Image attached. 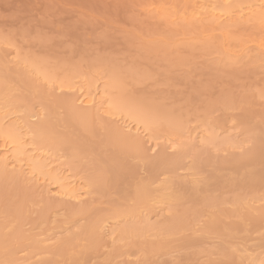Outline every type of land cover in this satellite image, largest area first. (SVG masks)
I'll return each instance as SVG.
<instances>
[{
  "label": "rangeland",
  "instance_id": "374dc122",
  "mask_svg": "<svg viewBox=\"0 0 264 264\" xmlns=\"http://www.w3.org/2000/svg\"><path fill=\"white\" fill-rule=\"evenodd\" d=\"M216 1L0 0V124L28 126L27 144L55 161L40 176L0 167V264H264V0ZM34 61L76 86L47 83ZM114 77L185 126L141 134L143 153L117 140L137 133L101 94ZM84 90L108 114L82 104ZM208 126L227 143L200 142ZM16 147L0 135V162ZM165 154L173 166L155 169ZM70 188L81 197L64 198Z\"/></svg>",
  "mask_w": 264,
  "mask_h": 264
},
{
  "label": "bare ground",
  "instance_id": "6f19581e",
  "mask_svg": "<svg viewBox=\"0 0 264 264\" xmlns=\"http://www.w3.org/2000/svg\"><path fill=\"white\" fill-rule=\"evenodd\" d=\"M216 1V0H215ZM216 2H219L218 4H220V3H222V2H224V0H218V1H216ZM212 3L213 2H210V4L212 5ZM215 3V2H214ZM214 5V4H213ZM202 6H204V4H202L201 3V7ZM207 6H209L208 4H207ZM205 7H206V5H205ZM205 7H203V8H205ZM209 8V7H208ZM214 8V7H213ZM252 10V9H251ZM200 12H201V10H200ZM210 13H212V11H210L209 12V14ZM226 15V14H225ZM39 61H41V60H39ZM39 61H34L33 62V65L35 66V68H36V70H37V72L38 73H40L41 74V76H42V78L44 79V80H46V82L47 83H53V82H58L59 83V85H58V87H60V86H63V87H65V86H69V85H71V86H69V87H75L76 85H75V83L74 82H72L68 77H65V78H62V79H58L57 78V75L55 74V70H52V69H50L48 66H46L47 64H45V63H43V62H39ZM69 77H71V76H69ZM77 77H78V75H77ZM71 78H73V76L71 77ZM58 80V81H57ZM29 83V82H28ZM57 83V84H58ZM120 86H121V84H119V82H118V80H117V78H112V80H110V82L109 83H107L106 85H104V87L102 88V91H101V94L104 96V97H106V102L105 103H107V105H108V107H109V109H111L112 111H115V113L116 114H118V115H122L123 117H127L128 119H130L132 122H131V124H133L134 123V126H135V131H136V135H135V138H133L132 136H128V135H126V134H124L123 132H121V130H117V129H115L116 131L114 132V134L113 135H115V133H116V136H117V140H121L122 142H128L129 144L131 143H135V147H139V150H141V141L143 140V138H144V136H142L143 138L141 139V134L143 135H146V132L148 131V130H151L152 128H154V127H158L161 123H164V122H169V123H171V125H177L178 127H179V129L180 128H183L185 125V123H182L181 121H183L182 119H181V121L178 119V118H175V116L173 117V116H171V114H169V113H165V111H163V110H161V109H158V108H156V107H154V106H151V104L149 105V103L147 104V101H143V100H137L136 98L135 99H133L132 97L131 98H128L125 94H124V92H122L121 91V88H120ZM84 89V88H83ZM77 90L78 91H81V88H77ZM124 90V89H123ZM89 92V91H88ZM87 93V92H86ZM85 93V90L82 92V94H81V97H80V99L82 98V100H81V103L82 104H85L86 106L88 105L89 107H96L97 108V111L98 112H102L103 114L105 113V114H108L107 112L108 111H105V109L103 108L104 106H105V103H104V101L101 99V98H98V99H96V98H94L92 95H90V96H88L87 97V94ZM90 93V92H89ZM92 94V93H91ZM65 101V100H64ZM95 108V109H96ZM75 109V108H74ZM74 111H76V114H77V118H79V117H81L80 119H82L83 118V116H86L87 115V113H85V112H82V111H80V110H74ZM0 114H2L1 112H0ZM75 114V115H76ZM2 116L0 115V118H1ZM3 118V117H2ZM1 118V119H2ZM33 118V117H32ZM31 118V119H32ZM1 119H0V121H1ZM1 123V122H0ZM20 124V127L19 128H14V127H10V128H3L2 126H1V124H0V135H2L5 139H7L8 140V144H16L17 145V147L14 149L15 151H14V153H13V155H12V158H10V157H5L1 162H0V167H5V166H7V164H8V161H11L12 163H15V165L17 166V167H20V168H22V167H26L28 170H29V172H30V174H35V176H40V174H42L43 173V170H44V168H46V167H48V166H50V165H52V164H54L55 163V161H50V156L48 155V153L47 152H45V151H43V150H41V149H39V148H37V147H35L34 145H30L29 143V146H30V153H32L33 155H29V156H27V157H25V158H22V159H19V158H17V156L19 157L20 155H22V154H24V152H23V150H24V148H25V146L26 145H28L27 144V140L26 139H28V129H27V127L28 126H26L25 124H22V123H19ZM168 124V123H167ZM129 125V124H128ZM170 125V124H169ZM45 126H39L38 127V129L36 130V132H37V137H38V139L40 140V142L41 143H47L48 142V139L49 138H47V137H45L46 135L44 134L45 132H46V130H45V128H44ZM125 127V126H124ZM123 127V128H124ZM128 127V126H127ZM172 127V126H171ZM175 127V126H174ZM132 128V127H131ZM214 128L212 127H207V130H206V133L203 135V136H201V140H200V142H202L204 145H213V146H219V145H221V144H223V142H224V144L225 143H227V140H226V142L225 141H221L220 140V136L218 135V134H216L217 132H216V129H214ZM22 131H23V133H22ZM195 132V131H194ZM216 132V133H215ZM195 134V133H194ZM194 134H192L193 135V139H195L194 137L197 135V134H195V136H194ZM45 135V136H44ZM191 135V134H190ZM110 136V135H109ZM27 137V138H26ZM146 137V136H145ZM149 137V136H148ZM147 137V138H148ZM109 138V137H108ZM114 138H115V136H114ZM120 138V139H119ZM190 138H191V136H190ZM51 139V138H50ZM49 139V140H50ZM228 139V138H227ZM26 140V141H25ZM107 140V139H106ZM152 139L149 137V139H148V143H151V145L150 146H152V147H154V148H156V146H157V144L156 143H154L155 142V140L153 141H151ZM118 142H120V141H118ZM146 142V143H147ZM171 142V141H170ZM229 142V141H228ZM57 143H61L60 142V140L59 141H55L54 142V144H57ZM121 143V142H120ZM147 143V144H148ZM119 144V143H118ZM130 144V145H131ZM19 145V146H18ZM127 145V144H126ZM134 145V144H133ZM172 145V144H171ZM7 146V145H6ZM168 147V146H167ZM169 147H170V145H169ZM153 148V149H154ZM136 149V148H135ZM172 149V146L170 147V150ZM136 150H138V149H136ZM138 150V151H139ZM166 151V150H165ZM141 152L143 153V151L141 150ZM114 155V154H113ZM141 157V156H140ZM264 152H263V155H262V161L260 162L261 164H262V166L264 165ZM32 159H36L33 163H31V161H32ZM236 159V158H235ZM112 161V163H113V172H114V170H116L115 171V173L117 172V169H120V167H121V161H116L115 160V158H113L112 160H110L109 162H108V164L110 163ZM222 161V160H221ZM225 161V160H224ZM229 161V160H228ZM233 161V160H232ZM235 161V160H234ZM46 162H49V163H47V164H45ZM226 162V161H225ZM237 162V161H236ZM107 163V162H106ZM232 163H234V162H232ZM173 163H171L170 161H169V159H168V157L166 156V154L165 155H163L162 157H161V159H159L158 161H154V163H153V165L152 166H154V168L155 169H159L160 167H163V166H167V167H169V166H171ZM220 164H223V162L222 163H220ZM229 164H231V162L229 163ZM229 164H227L226 163V165H229ZM107 165V164H106ZM232 165V164H231ZM108 166H110L111 167V164L110 165H108ZM173 166V165H172ZM236 167V166H235ZM112 168V167H111ZM111 168H107V169H111ZM154 168L152 169V170H154ZM166 168V167H165ZM106 169V170H107ZM167 169V168H166ZM171 169V168H170ZM42 170V171H41ZM156 171V170H155ZM109 172H112V171H109ZM108 172V173H109ZM152 173L154 172V171H151ZM260 172V171H259ZM110 174V173H109ZM112 174V173H111ZM110 174V176H111V178H109V179H113L112 181H114V183L115 184H117V182L119 181V182H121L120 181V176H118L117 174L114 176V177H112V175ZM114 174V173H113ZM255 176H258V175H256V173H253ZM7 175H9V174H7V172L6 171H4V170H0V179L3 177H10V176H7ZM150 175L151 174H149V176L148 177H150ZM153 175V174H152ZM123 177V176H122ZM151 178V177H150ZM253 178H255L254 176L252 177L251 176V180H254ZM257 178V177H256ZM8 179V178H7ZM108 179V181L110 182V180ZM123 179V178H122ZM249 179V178H248ZM5 180V179H4ZM67 180H70V179H67ZM94 179H92L91 178V180L89 181L90 183V185L91 186H93L94 185V187L96 186V184H94V182L96 183V181L94 180ZM149 180V178H147V180H146V182L144 183V184H142V186L140 187L139 185V187H140V189H139V191H137V193H136V191H135V201L137 202V203H144L146 200H147V198L149 197V195H150V192H149V188H148V181ZM257 180V179H256ZM262 180V179H261ZM260 180V181H261ZM143 180H141V182H142ZM145 181V180H144ZM258 181V180H257ZM76 182H78V181H76V179L74 180V179H71L70 180V182H69V184L68 185H72V187H74L77 183ZM118 182V183H119ZM108 183V182H107ZM138 183H140V182H138ZM2 184V183H1ZM0 184V185H1ZM97 184H100V183H97ZM253 184H255V183H253ZM78 185V184H77ZM252 185V184H251ZM136 186V185H135ZM80 191H81V189H79V188H70V189H67L66 191H65V194L62 192V196L65 198V197H67V198H70V199H75V198H80L81 197V194H80ZM87 192V191H86ZM84 193H85V191H84ZM190 195V194H189ZM192 198V197H191ZM170 201H178L179 200V197L178 196H170ZM16 208H17V206H15ZM14 207V211L16 210V208ZM10 209H8V212H11L12 213V211H9ZM18 210V209H17ZM18 212H19V210H18ZM14 213V212H13ZM16 213V212H15ZM14 213V214H15ZM262 216H264V210H263V212H262ZM174 221V222H173ZM175 221H176V216L174 215L173 216V218L170 220V222L169 223H175ZM97 223V222H96ZM96 223H94L93 222V224H96ZM217 222L216 221H213L211 224H210V227L211 228H213V229H215V227H216V230L217 229H219L218 227H217ZM97 226V225H96ZM95 226L93 225H91V224H88V226L86 227V231L88 232V233H90V235H91V238L90 239H93V235L95 236V234H93V233H95ZM219 231H221V229L219 230ZM2 237H1V234H0V239H1ZM91 241V240H90ZM62 250L63 249H61L60 251L62 252Z\"/></svg>",
  "mask_w": 264,
  "mask_h": 264
},
{
  "label": "snow or ice",
  "instance_id": "6c2138e0",
  "mask_svg": "<svg viewBox=\"0 0 264 264\" xmlns=\"http://www.w3.org/2000/svg\"><path fill=\"white\" fill-rule=\"evenodd\" d=\"M62 90V89H61Z\"/></svg>",
  "mask_w": 264,
  "mask_h": 264
}]
</instances>
